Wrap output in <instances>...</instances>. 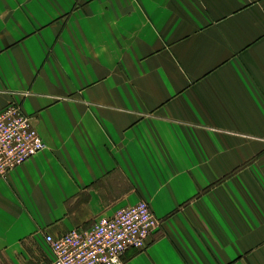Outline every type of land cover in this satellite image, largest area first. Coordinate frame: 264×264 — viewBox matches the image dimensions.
Masks as SVG:
<instances>
[{"label": "crops", "instance_id": "obj_1", "mask_svg": "<svg viewBox=\"0 0 264 264\" xmlns=\"http://www.w3.org/2000/svg\"><path fill=\"white\" fill-rule=\"evenodd\" d=\"M10 102L45 147L0 176V264L138 200L122 264H264V0H0Z\"/></svg>", "mask_w": 264, "mask_h": 264}, {"label": "built area", "instance_id": "obj_2", "mask_svg": "<svg viewBox=\"0 0 264 264\" xmlns=\"http://www.w3.org/2000/svg\"><path fill=\"white\" fill-rule=\"evenodd\" d=\"M44 147L31 117L17 103L0 109V176ZM159 225L148 203L138 200L98 217L87 228H71L57 236L45 234L51 258L41 264H122L124 251L144 248Z\"/></svg>", "mask_w": 264, "mask_h": 264}, {"label": "rangeland", "instance_id": "obj_3", "mask_svg": "<svg viewBox=\"0 0 264 264\" xmlns=\"http://www.w3.org/2000/svg\"><path fill=\"white\" fill-rule=\"evenodd\" d=\"M33 241V240H32ZM31 256H37L40 258V261L45 259V252L43 249L39 248L33 241V243L31 244Z\"/></svg>", "mask_w": 264, "mask_h": 264}]
</instances>
